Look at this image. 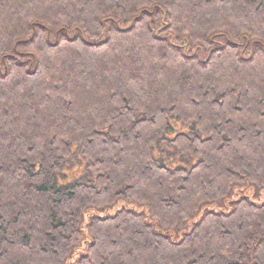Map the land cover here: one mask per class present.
Here are the masks:
<instances>
[{
	"label": "trees",
	"instance_id": "trees-1",
	"mask_svg": "<svg viewBox=\"0 0 264 264\" xmlns=\"http://www.w3.org/2000/svg\"><path fill=\"white\" fill-rule=\"evenodd\" d=\"M249 188L264 0H0V264H264L247 197L162 233Z\"/></svg>",
	"mask_w": 264,
	"mask_h": 264
},
{
	"label": "rangeland",
	"instance_id": "rangeland-1",
	"mask_svg": "<svg viewBox=\"0 0 264 264\" xmlns=\"http://www.w3.org/2000/svg\"><path fill=\"white\" fill-rule=\"evenodd\" d=\"M247 197L249 200L256 202L258 204L264 203V190L256 193L252 188H249L247 190L241 191L240 189L237 191L236 194H234L232 197H230L228 200L224 201L222 204H214L210 205L206 208L203 209L201 214L197 215L196 219H193L190 223L189 226L185 229L182 230H177V229H171V230H162V233L166 234L169 236L174 241H180L184 235L192 229L194 222L200 218V216L204 215L206 210H223L224 212H228L231 210L232 205L231 201L236 200L239 197ZM121 208H129L133 209L138 212H145L148 214L149 208L148 206H143L140 205L139 203L131 200H126V199H121L119 200L116 204L113 206L105 209V210H96V209H90L86 216H85V222L89 220V217L91 214L99 215V216H106V215H114L119 209ZM154 221L153 219H149ZM156 229H159L158 224H154ZM86 252L85 249L81 248L79 249L74 257L71 259L72 261L69 262V264H75V261L80 258L82 254Z\"/></svg>",
	"mask_w": 264,
	"mask_h": 264
}]
</instances>
